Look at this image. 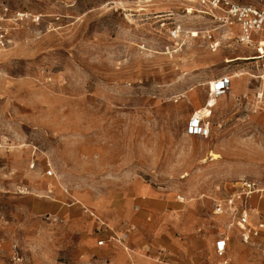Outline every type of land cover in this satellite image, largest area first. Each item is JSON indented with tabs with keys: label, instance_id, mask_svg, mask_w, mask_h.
Listing matches in <instances>:
<instances>
[{
	"label": "rangeland",
	"instance_id": "obj_1",
	"mask_svg": "<svg viewBox=\"0 0 264 264\" xmlns=\"http://www.w3.org/2000/svg\"><path fill=\"white\" fill-rule=\"evenodd\" d=\"M219 15L191 0H0V264H124L125 247L166 264L173 241L206 258L216 200L243 177L264 185V58ZM222 75L230 89L208 104ZM196 111L208 138L187 134ZM132 215L149 224L133 241ZM230 253L264 264V233L236 234Z\"/></svg>",
	"mask_w": 264,
	"mask_h": 264
},
{
	"label": "built area",
	"instance_id": "obj_2",
	"mask_svg": "<svg viewBox=\"0 0 264 264\" xmlns=\"http://www.w3.org/2000/svg\"><path fill=\"white\" fill-rule=\"evenodd\" d=\"M201 3L213 10H219L217 20L223 27L238 29V42L246 46H257L258 59L264 58V10L252 4H240L234 0H191ZM5 11H8L6 8ZM29 17L28 13L19 14L20 20ZM39 20V16H32ZM8 29H0V49L5 48L9 42ZM212 36L209 35V38ZM232 84L231 75H222L211 84V95L218 97L230 88ZM187 134L208 138L211 135L210 123L200 112H195L189 119ZM48 176H53L52 169L47 171ZM234 191L228 196L216 201L214 213L227 215L232 223L240 229L241 240L245 244L253 243L254 239L264 231V185L255 179L247 177L240 178ZM124 236L120 238L122 242ZM229 235H222L216 241V253L219 258L224 259L222 264L234 263L226 257ZM105 240H100L99 245H104ZM226 257V258H225Z\"/></svg>",
	"mask_w": 264,
	"mask_h": 264
},
{
	"label": "crops",
	"instance_id": "obj_3",
	"mask_svg": "<svg viewBox=\"0 0 264 264\" xmlns=\"http://www.w3.org/2000/svg\"><path fill=\"white\" fill-rule=\"evenodd\" d=\"M233 191L234 190H232L231 192H229L227 194H224L219 199L228 196ZM219 199H217L216 201H218ZM214 208H213V213H214ZM91 215L96 217V219H98L101 223H105L104 221H102L101 217L97 216L94 212H91ZM214 215L222 218V220H225V221L223 222L221 229L219 231L215 232V234H214L215 240H213L212 237L209 238L208 243L206 244V250L208 251V255L205 256L206 258H204L203 254H200V253H196L195 256L191 257L188 253H184L181 251V249H180L181 243H179L178 241H176V242L173 241L171 245H173V247H175L178 250V252L174 253V256L176 257V259L174 262H167L166 264H222V261L224 259L219 258L217 253H216V241L219 240V238L222 235H229L230 236V241L228 242L226 257L229 258L230 260H232L234 263L250 264V263L244 262V261H236L233 258V254L232 253L229 254L230 245L232 243V239L234 238V236H236V234H237L239 236V238L241 239L240 229L235 224L232 223V219L229 216L217 215L215 213H214ZM130 220L134 224L133 225L134 229H136L137 231L139 230L138 232L133 233V237L131 238V240L133 241V239L137 235L140 234L139 232H141L142 230L148 229L149 224L144 222L143 219H141L140 217L133 216V215H132V217L130 216ZM173 225H174V229L177 230L178 232L185 230V229H183L184 227L179 228L177 225H175V223ZM262 233H264V231L261 232V234ZM111 236H117V233L115 231H113ZM101 240H105V244L103 246H100V247H106L109 243L108 237L102 238ZM91 247L93 248L92 245H91ZM124 251H125V253L116 251V253H118L117 260L119 262L123 261L124 264H157L155 262L150 261L146 256H144V254L142 252L136 251L135 255H134L135 259H133L132 254L129 251V247H125ZM241 251H242V249L237 250V252H241Z\"/></svg>",
	"mask_w": 264,
	"mask_h": 264
},
{
	"label": "bare ground",
	"instance_id": "obj_4",
	"mask_svg": "<svg viewBox=\"0 0 264 264\" xmlns=\"http://www.w3.org/2000/svg\"><path fill=\"white\" fill-rule=\"evenodd\" d=\"M229 89H230V88H229ZM229 89H228V90H229ZM228 90H227V91H228ZM227 91H226V92H227ZM213 97H214V96H212V97L210 98V100H209L208 104H210V103L212 102V100H213ZM214 98H216V97H214ZM200 114H202V115H203V112L201 111V112H200ZM182 200H183V198H182Z\"/></svg>",
	"mask_w": 264,
	"mask_h": 264
}]
</instances>
